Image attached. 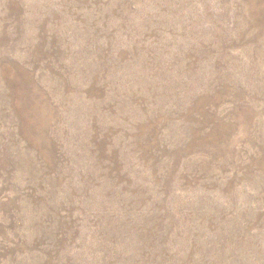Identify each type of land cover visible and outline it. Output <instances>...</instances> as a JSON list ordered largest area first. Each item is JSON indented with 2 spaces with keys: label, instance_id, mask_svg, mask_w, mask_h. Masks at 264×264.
<instances>
[{
  "label": "rangeland",
  "instance_id": "rangeland-1",
  "mask_svg": "<svg viewBox=\"0 0 264 264\" xmlns=\"http://www.w3.org/2000/svg\"><path fill=\"white\" fill-rule=\"evenodd\" d=\"M0 264H264V0H0Z\"/></svg>",
  "mask_w": 264,
  "mask_h": 264
}]
</instances>
